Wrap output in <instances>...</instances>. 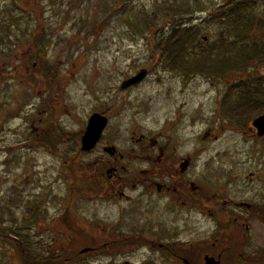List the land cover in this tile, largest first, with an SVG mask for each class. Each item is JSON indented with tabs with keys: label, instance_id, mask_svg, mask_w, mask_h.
<instances>
[{
	"label": "rangeland",
	"instance_id": "rangeland-1",
	"mask_svg": "<svg viewBox=\"0 0 264 264\" xmlns=\"http://www.w3.org/2000/svg\"><path fill=\"white\" fill-rule=\"evenodd\" d=\"M228 1L126 0L123 9L120 0H35L34 5L0 0V264H19L7 240L11 229L41 257L48 254V244L55 239L51 249L56 255L71 257L67 264H119L123 260L146 264V258H153L146 248L125 252L107 244L101 246L119 231L115 228L118 210L100 200L99 195L90 194L88 188L92 186L79 164L91 156L79 154L67 167L63 166L62 156L53 154L51 148L58 143L60 149L72 147L67 157L77 153L78 143L73 145L79 137L76 131L83 129L87 116L100 105L112 106L115 100L126 99L121 108L112 111L113 128L120 135L129 129L163 133V138L170 141V150L177 147L176 154L191 152L195 140L208 128L218 139L201 144L216 150L223 149L229 138L239 137L237 132L245 130L246 125L228 121L223 112L224 106L231 109V102L224 99L228 85L239 82L241 76L226 73L216 78L186 77L163 71L154 66L152 53L156 52L153 44L147 43L155 36L159 38V34L154 35L155 30L139 33L125 23L128 16L136 23L145 16L138 12H144L155 16L154 29L158 26L164 35L169 33L168 24L193 25L199 31L200 46L205 48L219 39V21L214 14L224 10ZM171 3L182 4L180 9H184L176 20L165 18L158 8ZM249 13L256 22H264V0H255ZM11 18L17 22L12 23ZM39 26L49 35L44 44L35 47L31 35ZM256 31L255 39L264 41V29ZM203 36L208 37L207 44L201 40ZM196 50L205 51L201 47ZM36 56L49 67L46 75L36 68ZM139 69L148 70L146 78L121 88ZM256 74L262 76L264 86V62L251 65L246 78ZM127 89L131 91L125 92ZM51 93L56 97L51 99ZM50 100L59 105L60 114L54 119L58 132L51 129ZM32 121L38 128L35 131ZM64 131L69 132L60 134ZM75 167L79 183L74 180L73 184L79 194L76 188L71 190L70 175ZM25 204L40 208L35 224L23 221L30 215L25 212ZM67 205L69 216L62 219L60 214ZM171 216L159 219L168 223ZM87 239L102 247L98 253L89 249L79 253L87 248ZM229 259L232 258L227 257L224 263L234 260ZM153 264L178 263L156 257Z\"/></svg>",
	"mask_w": 264,
	"mask_h": 264
},
{
	"label": "flooded vegetation",
	"instance_id": "flooded-vegetation-1",
	"mask_svg": "<svg viewBox=\"0 0 264 264\" xmlns=\"http://www.w3.org/2000/svg\"><path fill=\"white\" fill-rule=\"evenodd\" d=\"M249 69L228 72L241 77L239 82L228 85L224 99L231 102V109L228 115L223 114L228 121L245 124L246 128L237 132L239 137L229 138L223 149L201 144L218 139L209 128L195 140L191 152L178 155L176 146L170 150V141L163 138V133L129 129L120 135L110 121L128 99L115 100L112 106L100 105L87 116L83 129L76 131L79 137L73 145L78 143L77 153L67 157L72 147L60 149L58 143L51 148L53 154L62 156L63 166L67 167L79 154L91 156L86 163L79 164L92 186L88 190L118 210L115 228L119 231L101 246L107 244L125 252L146 248L154 259L178 264H205L206 257L218 260L219 264H225L227 257L234 259L227 264H264V134L259 135L258 128L253 126V121L264 115V86L248 83L249 79L262 78L258 74L246 78ZM250 96L255 98L249 100ZM54 97L56 94L51 93V99ZM248 103L262 108L249 115ZM49 106L51 129L58 132L54 119L60 114L59 105L50 100ZM94 113L105 117L106 123L93 146L82 150L81 137ZM238 113L243 114L238 117ZM31 128L38 129L33 127V121ZM74 170L77 168L73 174L68 170L71 190L76 188L79 194L73 184L74 180L79 183ZM25 208L30 215L23 221L35 224L40 208L26 204ZM169 214L172 216L168 223L160 220ZM60 215L62 219L69 216L68 205ZM70 224L68 220L67 225ZM65 229L75 238L72 231ZM93 241L87 239L85 249L98 253L102 247ZM54 242L55 239L48 244V254L41 257L22 241L35 261L47 259L56 263L58 255L51 249ZM153 258H146V264H153ZM119 264L133 262L123 260Z\"/></svg>",
	"mask_w": 264,
	"mask_h": 264
},
{
	"label": "trees",
	"instance_id": "trees-1",
	"mask_svg": "<svg viewBox=\"0 0 264 264\" xmlns=\"http://www.w3.org/2000/svg\"><path fill=\"white\" fill-rule=\"evenodd\" d=\"M21 1L22 4L25 3L26 5L35 4V0ZM125 2L126 0H120L119 2V5H122L123 9ZM254 4L255 0H251L250 2L247 0H241V2L235 0L234 3H231L229 0L224 10L217 15L214 14L216 21H219L218 29L220 32L217 34L219 39L215 42H209L208 37L203 36L201 40H206V44L209 42L205 45V48L204 46H200L201 41L198 39L199 31L193 25L186 26L179 24V22L168 24L167 31L169 33L164 35L159 32L160 28L158 26H155L154 29L155 16H147L148 14L144 12H138L139 15L144 14L145 16L138 18L136 23L129 16L125 18V23L139 33L155 30L153 34H159V38L155 36L150 43L147 42L149 45L153 44V50L157 54L152 53V58L156 61L154 66H159L163 71L171 70L174 73H181L186 77L190 75H210L212 78H216L232 70L235 72L239 69L246 70L254 63L264 62V41L260 39L256 40L254 36L257 32L256 30L260 31L264 29V22L261 19L256 22L255 16L249 13L250 8ZM181 5L171 3L169 6L163 5L158 6V8L160 7L159 9L164 12L165 18L176 20L184 12V9H180ZM184 7L189 6L184 4ZM12 20L14 24L17 22L16 19ZM225 28L228 29L224 31ZM48 35L49 33L45 31L44 27L39 26L38 31H33L31 41L35 47L40 46L46 42ZM0 40L2 43V38ZM200 47L205 51L196 50ZM238 57H241V60H236ZM34 61L36 62V68L46 75L49 67L44 64L41 57L36 56V60ZM44 77L46 78L44 82L48 84V78ZM260 79H249L248 83H260L262 86ZM250 93L252 94V92ZM253 98L255 97L250 96L249 100ZM247 106L249 115L252 111L254 112L262 108L259 105L252 106L250 103ZM228 111V108L224 106L223 113L228 115ZM7 236V240L16 251V258L19 264H67V262L72 260L71 257L68 259V255L63 254V256L58 255L56 263L47 259L37 262L33 258L32 253L22 243L17 231L14 232L11 229Z\"/></svg>",
	"mask_w": 264,
	"mask_h": 264
},
{
	"label": "water",
	"instance_id": "water-1",
	"mask_svg": "<svg viewBox=\"0 0 264 264\" xmlns=\"http://www.w3.org/2000/svg\"><path fill=\"white\" fill-rule=\"evenodd\" d=\"M147 74L146 69H141L135 76L125 80L121 84V88H125L129 85L136 84L140 82ZM106 123V118L100 116L98 113H94L90 116L89 122L86 128L85 133L81 137V149L87 150L91 146H93L94 142L98 138L102 128ZM253 126L258 128V134H264V115L253 121ZM87 249L81 250V252ZM205 264H219L218 260H213V258H205Z\"/></svg>",
	"mask_w": 264,
	"mask_h": 264
}]
</instances>
